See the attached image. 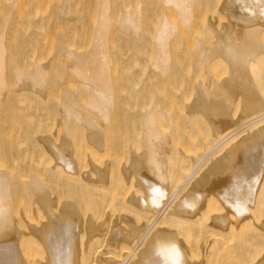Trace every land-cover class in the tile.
Masks as SVG:
<instances>
[{
	"label": "bare ground",
	"instance_id": "bare-ground-1",
	"mask_svg": "<svg viewBox=\"0 0 264 264\" xmlns=\"http://www.w3.org/2000/svg\"><path fill=\"white\" fill-rule=\"evenodd\" d=\"M197 2L198 0H164L163 3L167 5V9L170 5L176 8L177 18L185 28V26H191L194 21ZM228 2L234 5L226 6L225 4L224 7L231 15L228 20L232 21L230 24L226 22L227 20L225 21L227 23H224L225 34H220L222 31L217 32L216 26L219 24L215 23V26L213 19L210 24L206 22L212 26V30L207 31L209 37H215L221 41L217 44L218 41L212 38L217 46L220 45L218 49H223L222 53L221 50L217 52V46L213 44L215 46L213 50L217 53L215 55L213 46L207 45L210 39L205 44L206 37L204 39L196 37V41L198 39L196 48L198 46L201 48L199 55L203 57L199 59H204L200 62L203 65V79L199 76V80L198 75H191L192 70L195 68L198 71L200 66L198 61H194L196 64L192 62V65L189 62L191 65L186 67L185 71L182 69L187 63H184V66L181 65L183 67L179 70L183 72L179 75L175 72L176 68L172 69L175 72V76L173 74L172 77L177 79L167 81L169 84L174 85L175 82L177 86L180 83L179 80L186 78L184 74L187 77L191 75L192 80L186 78L184 82L188 84L186 81H189L188 85L179 84L185 85V88L188 86L186 91L182 86L180 88L184 92L180 90L181 93L174 95L171 91L169 95L174 97L168 98L169 103L159 100L160 96L156 94L158 98L150 95L151 99L146 100L147 98L144 97L146 102L142 104L143 99L141 101L139 96L137 98V96L133 97L135 94L131 93L133 96L127 94L128 97L139 99L141 102L136 100L143 105L141 108L140 103L138 104L141 109L138 111L139 114H135L141 122L139 118L136 121L141 130H137L140 133L135 141L138 139L141 142H132L129 139H125L126 144L124 142L127 147H123V150L126 148L129 151L134 150L130 154L124 150L130 155L128 158L136 154L131 157V161L123 162L117 157L113 160L112 157L107 163L104 160L105 165L100 162V166L97 161L101 160H97L98 157L96 160L92 158L93 153L90 154L91 157L88 155L87 159H81L78 156L79 160H75L77 157L73 159L74 156L73 158L66 156L64 161H58L59 165L62 162H64L62 165H66V167L63 166L65 168L63 171H61L62 166L58 165V167L55 163L51 168L48 167L50 165L48 161L49 165L46 169L49 171L45 173L50 172V174L48 178L43 177V179L44 172L40 176L39 169L45 168L46 160L50 157L51 163L54 162L53 155L50 154H54L57 150L55 147L61 146L59 142L57 146L52 144L49 147V153L50 150L53 152L47 154L49 158L43 161L45 166L33 169L35 172L33 170H30V172L33 171L31 173L24 172V178L16 174L15 179L19 178L18 183L11 176L9 177L13 180H10L7 176L9 173L3 167L0 168V264H264V0H230ZM137 3L135 6L137 9L134 7L135 14L132 12L135 11L133 7L131 10H125V15L117 18L118 23H116L113 17H109L110 13L108 14L111 9L110 0H103L101 18L97 28L95 27V39L93 37L94 47L88 54L84 51L86 55H82L83 58L79 56L81 61H78L81 65H78V71L74 66L76 63L73 62L76 68L74 71L81 73L82 89L86 91L83 99L84 111L87 113L89 111L93 115L82 116L78 112L80 109L76 112L75 108H72L75 104H63L61 114L64 115L62 119H64L65 128L69 125L66 120L69 121L73 116L77 121L87 123L89 127L90 122L94 126L96 117L105 122H109L112 118L115 93L108 57L110 52L108 37L112 33L109 29H112L113 24H117L123 26L122 29H127L128 33L138 34L143 27H141L143 21L141 20L142 4ZM168 17L165 16L160 25L158 24L159 27L157 26L158 29L153 38L155 47L152 45L155 51L153 50L154 54L150 59L152 60L150 65L157 72L155 74L164 80L167 77L171 78L170 44L178 32V24ZM1 34L0 97L6 96V93L4 94L6 88L4 90L3 88L7 82L2 78L3 74V77L6 76L5 70L2 69L5 67L6 48L4 47L6 45L3 42L5 36ZM219 34L222 35V39ZM66 55L72 58L73 53L70 51ZM220 63L224 66L227 63L225 71L228 69L229 72L227 76L226 72L222 71L224 76H227L222 81L221 79L224 78L222 73V77L218 74L220 81L213 75L214 68L216 70V65L219 66ZM39 67L41 68V65ZM177 67L180 65L178 64ZM195 70L193 72H196ZM38 71L41 72L37 74L33 72L32 79L41 83L40 81L43 82L46 78L44 76L47 75L44 73L46 68ZM22 72L24 71L17 70L18 74L15 72V75L20 76ZM182 75L184 78L181 79ZM206 76L207 79H205ZM25 79L23 81L20 78L24 83ZM164 80L162 83H165ZM157 82L160 84L159 81ZM24 83H21V86L22 84L24 86ZM159 84L155 85L162 90L161 87L164 85ZM179 85L174 87L178 88ZM23 86L19 92L22 88H24L23 93L29 88L32 92L39 93L38 95L43 92L34 85ZM188 94L193 97L190 98V103L186 99ZM141 96L140 98H143L146 95L142 93ZM128 97L126 100H129ZM125 117L129 118V123H133L131 116L125 115ZM169 122L173 124L168 130ZM98 125L96 124V128L100 131ZM134 125L135 121L132 127ZM70 128L69 125L67 129ZM91 128H88L89 132L95 130ZM171 128L175 129L174 133H171L173 132ZM97 131L93 132V136L88 134L89 137L96 138ZM44 140H42L43 144ZM65 141L64 145L67 143ZM121 142L123 144V141ZM47 143L49 142L46 141L45 144ZM104 144L100 143L98 146L96 144V148L91 144L90 147L99 151L105 148ZM112 146L115 148L114 145ZM66 147L57 151L68 153L69 148L68 151H64ZM119 150L121 152L122 149ZM40 153L43 155V151ZM60 156L63 157V155ZM85 166L87 171L83 170ZM55 168L60 169L61 174H58L60 171L58 172ZM51 171L58 175L54 174L50 177L53 175ZM13 181L16 182L13 188L23 184L22 189L25 186L29 190L26 192L24 189L25 198L16 191L17 196L13 195V188L9 185V182L13 183ZM51 184L55 186L50 187ZM8 203L13 207H9Z\"/></svg>",
	"mask_w": 264,
	"mask_h": 264
},
{
	"label": "rangeland",
	"instance_id": "rangeland-1",
	"mask_svg": "<svg viewBox=\"0 0 264 264\" xmlns=\"http://www.w3.org/2000/svg\"><path fill=\"white\" fill-rule=\"evenodd\" d=\"M9 1L15 2V3H10ZM16 1L18 2V4ZM228 1H230V0H198V2L195 5L196 9L194 8L195 9L194 21L192 19L193 23L192 22H191L192 24L190 23L191 26L188 25V26H185V28H184L183 27L184 25L181 24V22L177 18L176 8H174L173 6L170 5V6H168V9H167V5L165 3H163L164 0H140V1L139 0H110V3H111L110 8L111 9H110V12L108 11V14L110 13L109 17L110 18L113 17V19H115V20L117 18L121 17L122 15L124 16L125 15L124 12H126L125 10H128V9L131 10L132 7L134 9V7L137 6V4H138L137 2H141V4H142L141 20L143 21V22L141 21L142 22L141 27L142 26L143 27L138 32V34L128 33L127 29L124 28L125 29L124 30V29H122L123 26H119L117 24H113L112 29H109V31H111L112 33H110L109 37H108V38H110V41L108 39V41H109V43H108L109 47L108 48L110 49L108 57H109V63H111L109 66H110V70H111L110 73L112 72L111 73V76H112L111 79H112V84H113V91L115 93V104L113 107V111L111 113L112 118H110L109 122L108 121L105 122L104 120H102L99 117H96L97 119L94 117L96 120L95 121L96 124L97 125L99 124L98 126L100 127V131H97L99 129L96 128L95 122H94V126H93V124H91V122H90V124L88 123L89 125H91L89 127V126H87V123L85 124L84 121H83V123L81 121L80 122L77 121L74 116L70 117L69 121L66 120L67 123L69 122V125L71 127L70 128L71 130L70 129L68 130L67 128L69 127V125L67 126V128H65L66 125H65L64 119H62L64 115L61 114V111H62L61 109L63 107V104H66V103L72 104L73 103V105L75 104L74 105L75 107L73 105H70V106H73L72 108L73 109L75 108L76 112L80 109L78 111V112H80V115L90 116V114H91V113H89V111H88V113H87V111H84L85 108L83 107V103H84L83 99L86 95V91L84 89H82L83 87L81 84V77H80L81 73H80V71L76 72L74 70H76V68H77V71H78V68L81 65L80 64L81 59H79V56L81 55V58H83L84 56L82 57V55H84L85 52H87V54L90 53L94 47L95 29L97 28L99 19L101 18L100 16L102 13L103 0H19V1L18 0H13V1H11V0H0V22H1L0 34L1 33L4 34V35L1 34V36H3V37L5 36V38H3V37L2 38L5 39V40H3V42L6 45L4 47V48H6L5 60H4L5 63L3 62L5 67H2V69L5 70V72L3 70L2 71L7 76V77L4 76L5 77L4 78L3 77L4 74L2 75L3 80L5 79L7 81L6 85L4 83L5 87L3 88V90L6 88V90H4V94L6 93V96L4 94H3L4 96L1 95L2 100L0 97V132H1L0 133V156H1L0 157V160H1L0 161V168L2 169V167H3V169H5L7 171V173H9V174H7V176L8 177L11 176L14 179V181L17 182L19 180V178H18V180L15 179L16 174H17V176L19 175L21 178L23 176V178H24V174H23L24 172H25V174L29 173L30 170H33L36 168L39 169L38 167H43V166H45V164H46L45 168H41V169H46L47 166L49 165V162H50V165L48 167H50V168H51V166H54L53 163H55L56 166H58L59 165L58 161H60V162L64 161L66 156L67 157L69 156L72 158L74 156L73 159H75V157H77V159H75V160H79L80 158L81 159H85V158L87 159L88 155L90 156V154L93 153V154H91V156H93L92 158H94L96 160V158L98 157L97 160H101V161H97L98 165H100V166H101V164H99L100 162L103 165H105L108 162V160L110 161L112 159V157H113V160L116 159V157H117V158H119L118 160H120V161H123V162H124V160L129 161L131 159V157H134L136 154L134 156L132 155L129 159L128 156H130L129 155L130 152H133L134 150L129 151L126 148L124 150H127V153L129 152V154H126V152L123 150V147H125V146L127 147V145H125L126 144L125 141L128 139L131 140L132 142L133 141L134 142L140 141L138 139L135 141L136 137H138V135L140 133L137 131L140 129V125L138 124V122H136L139 117H137V115H135V114H139V112H138V111H140L139 109H141L143 107L142 104H144V102H146V100H148V98H149V100L151 99L149 96L152 95V97H157V95H158V97L160 96V98L157 97L159 100L160 99L163 100L164 103H167V101H168V103H169L170 99L168 100V98L172 99L174 97V96H170L169 94L173 93L175 95L176 93H181V92H179L180 90L181 91L183 90L180 88L182 85H179V84H182V83L185 84L184 79H186V78L191 79L192 78L191 75H193V74L198 75L197 79H199L198 78L199 76L201 77L200 79L204 78V76L202 75V72H203L202 66L203 65H202V63H200L201 60H204V59H202L203 57L201 55H199V54H201L200 53L201 48H199V46H198V48H196L197 47L196 45L198 42V39L196 41V37L197 38L200 37L203 39L206 37L204 39L205 44L210 39V41H209L210 43L209 42L207 43V45L210 44L209 46H211V45L213 46V44L215 46H217V44L221 42L220 40H219L220 42L217 40L218 39L217 37H219V36L216 37L217 39H215V37H209V32H210L209 30H212V26L208 25V23L210 24L211 19H213V21H215L214 24L215 23L219 24L217 26L215 24L217 32L220 33L222 31L220 34L226 33L224 23L227 22L230 24L232 22V21L228 20L230 13L228 12L229 13L228 14L226 11V8H224L225 4H226V6L233 4L232 2L230 4ZM227 3H229V4H227ZM164 5H166V6H164ZM135 9H137V8L135 7ZM171 10L173 11V13ZM132 12H133V14H135L134 12H136V10L132 11ZM165 16H167V17L169 16L168 18L170 20H172L173 22L178 24V32H176V34H175L174 38L171 40L172 42L170 44V49H171L170 53H171V59H172L171 60L172 61L171 62L172 67L170 70L171 71L170 72L171 78L167 77L164 80L161 77L158 78V75L155 74L157 72L153 69L152 65H150L151 61H152L150 59H152V56H153L154 51H155V49H154L155 43L153 41L155 39H153V38L155 37L156 31H157L160 23L162 22V20L165 18ZM142 17H143V19H142ZM161 17H163V18H161ZM208 19H209V21H207ZM2 20H3V22H2ZM231 20H233V18H231ZM6 22H7V24L5 25ZM206 22H208V23L206 24ZM116 23H118L117 20H116ZM143 23H144V25H143ZM209 26L211 27V29ZM180 27H182V28H180ZM4 31H5V33H4ZM207 31H209V32H207ZM207 36H208V38H207ZM221 36L222 35H220V37ZM93 37H94V39H93ZM212 38L214 39V41L215 40H216V42L218 41L217 44H215V42L213 41ZM11 39H12V41H11ZM206 39H208V40H206ZM221 39H222V37H221ZM0 40L2 41V39H0ZM211 40L214 43H212ZM152 45H154V47ZM222 45H221V47L224 46V45L223 46ZM7 46H9L8 47L9 49L7 48ZM215 46L212 47V50H213V48L215 49ZM219 46L220 45L217 46V49ZM220 50L222 53L223 49L221 48ZM220 50L218 49L217 52L218 51L220 52ZM70 51L73 53L72 58L67 57V55H66L67 52H70ZM214 51L215 50H213V52ZM215 53H216V51H215ZM215 55H217V53ZM200 57H202V58L199 59ZM78 60H80V61H78ZM76 61H78L79 63ZM194 61L195 62L198 61L200 63L201 67L199 66L198 71H196L197 69L195 70V68L193 69L197 73L193 72V70H192L191 75L189 74L191 78L189 76H188L189 77L188 78L186 74H184L186 78H184L183 75L181 76V79H182V77L184 79L179 80V82H180L179 84L177 83L179 85V87H178L179 90H178V88H176L178 85L176 86L175 82H174V85H172V83L171 84L168 83L169 80L175 81L174 78L177 79L176 77H174V78L172 77V75L175 72H176V74L179 75L181 72L185 71V68L188 67L189 65H191L192 62H194ZM73 62L76 63V65ZM140 63H142V64H140ZM143 63L144 64L146 63L147 66L146 65L144 66ZM180 63H182V64H180ZM184 63H187V64L189 63V64L188 65L185 64V66H184ZM73 64L76 68L73 66ZM129 64H131V65H129ZM173 64H175L176 67L173 66ZM178 64L180 65V67H177ZM203 64H204V61H203ZM37 65H38V67H37ZM39 65H41V68L39 67ZM42 65H44V67ZM125 65H127V66H125ZM181 65L184 66V69H182L183 71H180L181 67H183ZM226 65H227V63L225 64V66L223 63H220L219 66H218V64L216 65L217 66L216 70L214 68V72L216 71L215 73H217V75L215 76L214 72H213V75H214V77L219 78L218 81H220L219 75L221 76V73H222V76L224 77L221 79V81L229 75L228 69H227V71H225V69L227 68ZM132 66H134V67H132ZM229 66H230V63H229ZM143 67H145V68H143ZM223 67H224V70H223ZM45 68H46V72H47L46 73L44 71V73L47 74V75H44L46 77L45 80L43 82L40 81L41 83H39V81H37V80L34 81L32 79L33 78V72L35 74H37V73L41 72V71L39 72L38 70L42 69V71H43ZM172 69H175V72ZM17 70L24 71V72H22V74L21 75L19 74L20 76H18V75H15V72H16V74H18ZM152 71H153V73H152ZM222 71L226 72L227 74L225 73V75H227V76H224V73ZM153 74H155V75H153ZM28 76H29V78H27ZM144 76H145L146 80H145ZM152 76H155V77H152ZM174 76H175V74H174ZM20 78H22V80L26 78L25 83L23 82L24 80L21 81ZM153 79H155V81H153ZM205 79H207V76ZM205 79H204V81H205ZM10 80H11V82H13L12 84H11ZM16 80H18V81H16ZM134 80H136V81L134 82ZM163 80L165 83H162ZM146 81H147V83H146ZM157 81H159L161 85L162 84L164 85L161 87L162 90L160 89V87L158 85H155V84H159ZM32 82L34 84H32ZM36 82H37V85H35ZM21 83H24V86L26 85V87H30V85L31 86L34 85L35 88L37 87V88L41 89V91L43 90V92H41V93L44 94L45 96L43 95L44 96L43 97L41 93H40V95H38L39 93L37 94L35 92H32V90H30V88L28 89L26 87H25V89H28L30 92L28 90H26L25 93H23L24 88H22V90L19 92V89H21V87L23 86V84L21 86ZM186 83L189 84V81L188 82L186 81ZM139 84H141V85H139ZM147 84L149 86H147ZM188 84H185V85H188ZM185 85H183L182 87L186 91L188 86L185 88L184 87ZM125 86H127V87H125ZM174 86H176V87H174ZM130 88L132 91L130 90ZM212 89H213V87H212ZM212 89H211V91H212ZM213 91H215V90H213ZM159 92L161 94H158ZM182 92H184V91H182ZM195 92L196 91H194V94H195ZM131 93L133 95L134 94L135 95L133 96ZM142 93H144L146 96H143V98H140ZM210 93H212V92H210ZM127 94L132 95L133 97L137 96V98L139 96V99L141 101L143 99L142 104L140 103L141 101L139 99L136 98L140 102L134 98H131V96L128 97ZM154 94L155 95L157 94V95L154 96ZM189 94L187 95L188 98L186 97L188 102H189V100H191L193 98L191 95L189 96ZM216 94H217V92H216ZM218 94H219V90H218ZM147 95H148V97H147ZM164 95H165V97H164ZM220 95L221 94H219V96ZM195 96H196V94H195ZM219 96H217V97H219ZM76 97H78L79 99L78 98L76 99ZM127 97L129 98V100L128 99L126 100ZM144 97L147 99L145 100ZM186 99H185V102L188 103L186 101ZM76 100H77V102L80 101L81 105L79 104V102L77 103ZM81 100H83V101H81ZM132 100L137 101L138 102L137 105H135L136 102L135 101L132 102ZM129 101L131 103H129ZM139 103L141 105V108H139L140 106L138 107ZM77 104H79V106ZM129 105H131V106L129 107ZM134 105H135V107H134ZM20 107H21V109H20ZM137 107H138V109H137ZM24 108H25V110H24ZM127 109H129V110H127ZM133 109H134V111L135 110L136 111L134 112ZM128 111L130 112V114ZM39 114H42V115H39ZM91 115H93V114H91ZM125 115L129 116V117L131 116V118L133 119V123L132 122L129 123L130 122L128 120L129 118L127 117L128 119H126ZM38 116H40V117H38ZM33 117H35V118H33ZM38 118L39 119L41 118V119L39 120ZM32 119H33V121H32ZM36 119H38V121ZM61 119L63 122L61 121ZM72 121L75 125L72 123ZM134 121H135V125H134V127H132V124H134ZM125 122H126V124H125ZM139 122H140V118H139ZM175 122H176V120H175ZM163 123H165V122H163ZM169 123H170L169 126L166 125V126H168L167 127L168 130L172 126L173 122H169ZM197 123L199 124V121ZM121 124H122V126H121ZM101 126H103V127H101ZM141 126H142V124H141ZM91 127H93V129H95L98 132L97 133L98 135L96 136V138L94 137L95 139L90 138L93 136V134H94L93 132H95V130H92L93 132L90 131L91 133L88 131V130H90L88 128H91ZM124 127H126V128H124ZM126 129L130 130V131H127ZM133 130L134 131L136 130L137 133L134 132ZM65 131H66V134H65ZM171 131H173L171 133H174L175 129H172ZM68 132H72V133H68ZM125 133H126V136H125ZM131 133H133V134H131ZM63 134H65V135H63ZM88 134L92 135V136L89 137ZM100 134L101 135L103 134V135L101 136ZM66 135L68 138L64 137ZM105 135H107V137ZM44 136H47V138H44ZM133 136H134V138H133ZM48 137L51 139L49 140ZM40 139H42V140L47 139L46 141H48L49 143L45 144L46 141L44 140V144H43L42 140L39 141ZM62 139H65V140L67 139V141L64 140L65 143L67 142L65 144V145H67V147L64 145V141H62ZM106 139H108V140H106ZM132 139H134V140H132ZM93 140H94V142H93ZM114 140H116V141L114 142ZM175 140H176V138H175ZM75 141H76V144H78V145L74 144ZM121 141H123V144ZM172 141H174V139ZM59 142H60L61 146H57L59 144ZM61 142H62V144H61ZM87 142L94 145V148H96L95 147L96 144L98 146V144H100V143H103V144L105 143L104 144L105 148L102 147L104 149L103 150L100 149L101 150L100 151L97 147V149L100 151L99 152V151H96V149L91 148L90 147L91 144L88 145ZM124 142H125V144H124ZM140 142H139V144H140ZM86 143H87V146H86ZM41 144H43V145H41ZM52 144L57 146V147H55L57 150L60 148L64 149V147H66V149L64 151L69 150L70 153L69 152L63 153V152H60V150L57 151L54 149V146H52V149L55 150L56 153H61L60 155H63V157H62L63 160H62L61 156L59 154L57 155L55 153V151H54V154H50L51 152H53L51 150L49 153V147H51ZM44 145H45V147L48 145L47 146L48 148L47 147L45 148ZM110 145L111 146L114 145L115 148H113V146L111 147ZM135 145H136V143H135ZM72 147H73V150H72ZM74 147H76L77 150ZM119 147L122 149L121 152L119 150L120 149ZM47 149H48V151H47ZM116 150H117V152H116ZM20 151H22L21 152L22 154L20 153ZM42 151H43V153H42L43 155H41V153H40ZM71 151H73L72 154H71ZM75 151H77L76 154H75ZM95 151L98 154L95 153ZM114 152H116V153L114 154ZM16 154H17V157H15ZM47 154H50L51 156L53 155L52 161H54V162L51 163V161H50L51 157L48 160L45 159L48 157ZM64 154H66V155H64ZM69 154H71V156ZM82 154H84V155H82ZM99 154H101V155H99ZM125 154L127 155V157ZM58 156H60V157H58ZM78 156L80 157L79 159H78ZM11 157H14V158H11ZM57 158L58 159L61 158V159L58 160ZM121 159H123V160H121ZM44 160H46L47 162L49 161V162L48 163L46 162L44 164L43 163ZM55 160L57 162H55ZM102 160H103V162H102ZM104 160H106L105 161L106 163L104 162ZM13 162H15V163H13ZM63 163L64 162H62V164ZM62 164L59 165V166H62L61 168H63V166L66 167V165H62ZM40 165H42V166H40ZM57 168H55V170H58V172H59L60 169H57ZM85 168L84 169L82 168V169L87 171L86 166H85ZM8 169H10L11 171L10 170L8 171ZM41 169H39V171H41L40 176H41L42 172H44L43 173L44 176H42V178L43 177L48 178V175L50 174V172H49V174H47L48 173L47 171H49V170H47V169L41 170ZM64 169L65 168L61 169V171H63ZM88 169H89V167H88ZM55 170H54V172H57ZM33 171L35 172V170H33ZM33 171H31V172H33ZM45 171L47 173H45ZM61 171L58 174H61ZM19 172L22 174H20ZM54 172L52 173V171H51V174H53V175H50V177L54 176V174H55V176L58 175L57 173H54ZM11 177H9L10 180L12 179ZM14 181H13V183L9 182L10 183L9 185L11 187L13 186V184H14V186L16 185V182H14ZM11 183H12V185H11ZM53 185L55 186V184H51L50 187ZM18 186L15 188L12 187L13 188V191H12L13 195L15 196L16 193H20V195L23 196L22 198H25L26 196L24 197V195H26V192L29 190L27 188H25V186L22 189L21 186H23V184L19 187ZM19 188L21 190H19ZM24 189L26 192L24 191ZM15 191H16V193H15ZM16 196H17V194H16ZM10 203H12V201H10ZM10 203H8L10 205L9 207H11V206L13 207V205ZM11 210H12V208H11ZM13 214H14V211H13ZM13 214H11V216Z\"/></svg>",
	"mask_w": 264,
	"mask_h": 264
}]
</instances>
